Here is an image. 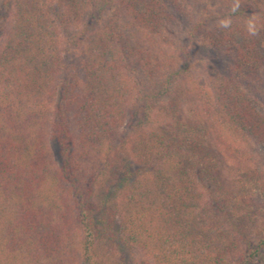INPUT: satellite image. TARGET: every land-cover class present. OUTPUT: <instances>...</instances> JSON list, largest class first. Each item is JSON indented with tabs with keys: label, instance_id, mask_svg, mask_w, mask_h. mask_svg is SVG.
I'll list each match as a JSON object with an SVG mask.
<instances>
[{
	"label": "trees",
	"instance_id": "trees-1",
	"mask_svg": "<svg viewBox=\"0 0 264 264\" xmlns=\"http://www.w3.org/2000/svg\"><path fill=\"white\" fill-rule=\"evenodd\" d=\"M261 149L264 0H0V264L264 263Z\"/></svg>",
	"mask_w": 264,
	"mask_h": 264
},
{
	"label": "rangeland",
	"instance_id": "rangeland-1",
	"mask_svg": "<svg viewBox=\"0 0 264 264\" xmlns=\"http://www.w3.org/2000/svg\"><path fill=\"white\" fill-rule=\"evenodd\" d=\"M181 36H182L181 39H183L184 42L186 41V43H188L190 46L193 45L192 42H190L189 39L187 38L188 36L186 33H182ZM193 55L196 56V58L201 60L202 62H208V64L209 62H212V58H213L212 53H209L205 50L194 51ZM258 154H259V158L264 159V149L263 150L261 149ZM128 262L129 263L132 262V259L129 256H128ZM255 264H264V263L262 261H256Z\"/></svg>",
	"mask_w": 264,
	"mask_h": 264
}]
</instances>
